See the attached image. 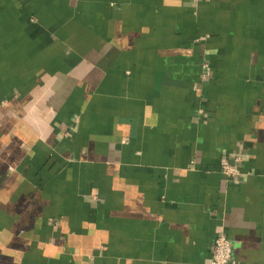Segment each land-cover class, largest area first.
Masks as SVG:
<instances>
[{
  "label": "crops",
  "instance_id": "1",
  "mask_svg": "<svg viewBox=\"0 0 264 264\" xmlns=\"http://www.w3.org/2000/svg\"><path fill=\"white\" fill-rule=\"evenodd\" d=\"M221 232L264 264V0H0V264H208Z\"/></svg>",
  "mask_w": 264,
  "mask_h": 264
},
{
  "label": "built area",
  "instance_id": "2",
  "mask_svg": "<svg viewBox=\"0 0 264 264\" xmlns=\"http://www.w3.org/2000/svg\"><path fill=\"white\" fill-rule=\"evenodd\" d=\"M207 68V63L203 64ZM205 78V73L203 74ZM239 157H235L233 162L224 161L221 170L225 176H236L240 174L238 162ZM208 264H236L233 255V244L225 233L218 234L213 242V248Z\"/></svg>",
  "mask_w": 264,
  "mask_h": 264
}]
</instances>
